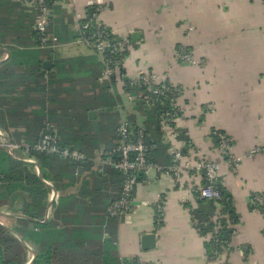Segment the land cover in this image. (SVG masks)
Returning <instances> with one entry per match:
<instances>
[{
    "label": "crops",
    "instance_id": "crops-1",
    "mask_svg": "<svg viewBox=\"0 0 264 264\" xmlns=\"http://www.w3.org/2000/svg\"><path fill=\"white\" fill-rule=\"evenodd\" d=\"M57 5L62 12L53 14L55 23L51 25V32L59 41L55 49L45 53L43 63L49 62L50 69L44 70L43 63L42 68L46 73L60 70L59 83L64 78L73 83L62 84L64 95L58 104H68L70 113L82 115L85 104L91 105V99L88 102L83 97L95 99L98 96L97 88L92 90V80L98 77V84H103L101 63L95 53L76 41L73 16L80 13L88 17L89 9L100 5L103 8L100 21L115 36L130 44L122 66L126 77L134 81L141 74H154L181 91L176 101L180 115L174 123L175 140L170 142L166 133L159 130L162 144L168 145V153L170 145H176L184 153L195 150L200 161L219 164L218 181L232 198L238 218L233 227L232 253H222L220 259L214 261L208 257L206 239L196 231L187 208H197L194 193L203 186L201 173L183 174L179 180L175 176L158 175L154 170L138 183L130 214L114 221L105 218L121 186L120 174L104 164L117 143L118 106L130 124L145 126L146 120L119 83L112 92H107L112 105L102 99L92 103L94 109L87 112L96 127L107 129L104 134L89 137L95 146L92 152H80L87 163H92L91 172L96 178L87 187L80 188L88 173L76 172L74 184L62 193L65 197L78 198V205L74 207L84 211L85 222L95 224L101 220L96 210L104 215V223L98 227L102 232L92 233L88 240L99 246L112 240L110 231L115 230L113 256L119 264H264V213L249 209L252 195L264 197V152L243 157L264 148V0H66ZM12 14L10 19L14 18ZM7 24L10 29L7 37H13L12 22ZM21 38L25 44L17 45L19 41L0 44V75L12 57L16 65L23 64V72L31 74L34 61L20 55L33 51V37L26 34ZM182 49L198 63L185 65L176 61V54ZM15 85L13 79L6 85L0 82L1 124H6L3 117L14 114V110L7 108L11 100L23 98L22 87ZM90 113H94L92 118ZM105 113L107 119L116 122L114 127L109 120L98 121ZM15 122L17 126L13 125L14 129L10 126L11 132L23 125ZM213 131L228 136L232 155L242 157L234 170L224 164ZM168 133L171 135L170 131ZM2 136L7 138L0 131V139L5 142ZM153 163L167 167L170 160L167 164ZM80 189L81 195L78 194ZM58 196L59 193L54 194L52 190L49 202L56 198L57 203ZM160 199L164 200V217L162 226L156 228L154 205ZM50 207L51 203L46 220ZM150 234L155 243L152 249H147L142 238ZM243 249L248 252L246 260Z\"/></svg>",
    "mask_w": 264,
    "mask_h": 264
},
{
    "label": "trees",
    "instance_id": "trees-1",
    "mask_svg": "<svg viewBox=\"0 0 264 264\" xmlns=\"http://www.w3.org/2000/svg\"><path fill=\"white\" fill-rule=\"evenodd\" d=\"M59 1L62 0H45L53 14L57 15L59 14L58 11L62 12L57 5ZM11 12H13L14 18L10 19ZM36 15L34 11H27L23 8L20 0H0V29H2L0 31V44L8 41H19L17 44L19 45L23 38L21 35L26 34L33 37L32 42L34 43L33 51L20 55L34 61L31 74L27 75L23 72V64L18 63L16 65L15 58L12 57L9 63L4 65V73L0 75V82L2 81L3 85H6L8 80L13 79L16 88L22 87L21 93L23 95L20 101L11 100L7 105L9 110H14V114L2 118L6 124L0 123V131L6 134L10 145H19L21 142L33 145L39 140L45 126L53 125L60 146L71 147L79 152L89 154L95 148L94 144L90 143L89 137L95 138L104 134L103 131H107V129L96 127L95 122L88 119L87 112L93 110V104L102 99H105L108 105H112L107 95L109 84H98V77L92 80L94 83L92 90L96 87L98 96L95 99L92 96L83 97L87 101L91 99V102L88 101L91 105L85 104L82 115L70 113L68 104L66 106L59 105L58 101L62 100L61 97L64 95L62 84L73 83L65 78L59 83L58 74L60 70L58 69L55 73L43 71L42 63L46 57L45 53L50 50H42L37 47L36 34L32 28ZM68 19L70 22L72 21V18ZM8 22H12L13 37H7L10 31ZM52 23L55 22L51 19L48 30L50 33H52ZM21 43L25 44L26 42ZM122 73L125 74L124 71ZM123 83V91L136 99L134 102L136 110L142 112L146 118L147 141L156 146L150 154V161L162 162L161 164L169 163L168 145L162 144L160 129L156 121L158 114L170 107L169 103L146 108L143 102L137 99L138 96L145 95L144 88L131 84L127 78H124ZM106 115L107 113L100 115L98 121L101 119L109 120ZM14 120L23 123V125L11 132L10 126L12 129H14L13 125L17 126ZM110 122L113 127L116 125L115 121ZM131 124L134 126V123ZM110 153L108 156H112ZM26 160L33 162L27 163ZM36 166L39 168L41 178ZM91 167L92 163H74L42 153L24 154L22 149L13 150L12 155H9L5 148L0 147V213L10 216L0 218V264H27L32 258L31 250L36 253L31 264H119L117 258L113 256L116 250L113 243L115 230L110 231L112 240L99 246L88 240V236L92 233L102 232L101 229H98L104 223L102 222V217H104L102 212L100 210L95 212L101 216L98 223L85 222L87 217L84 216V211L74 207V205H78V198H75L76 196L65 197L62 194L65 188L74 184L75 178L73 176L76 172L88 173L80 184V188L87 187L92 179L96 178V174L91 172ZM120 178L122 179L121 175ZM202 184L205 185L204 177H202ZM216 187L223 196V200L217 203L212 200H205L195 192L197 208L195 210L187 208L191 213L192 222L195 220L199 224L207 223L206 226L202 225L201 229L197 231L203 238L210 234L214 224V216L219 214L220 217L217 219L220 226L218 237L222 241H228L233 236V227L238 223V218L234 213L232 198L220 185L218 178ZM52 190L59 193L57 203L55 201L49 202ZM80 193L81 189L78 194L81 195ZM256 197L257 195H252L250 199L253 200ZM50 203V215L46 220V212ZM249 209L264 213V206L256 208L249 205ZM105 218L109 221L115 220L109 219L106 213ZM6 220L9 225L5 224L4 221ZM109 227L111 226L109 225ZM156 228L158 227L156 226ZM18 237L26 246L20 242ZM205 249L208 257L213 259V243L210 240L206 241ZM96 252L101 253L97 254ZM247 256L248 252L245 251V260Z\"/></svg>",
    "mask_w": 264,
    "mask_h": 264
},
{
    "label": "built area",
    "instance_id": "built-area-1",
    "mask_svg": "<svg viewBox=\"0 0 264 264\" xmlns=\"http://www.w3.org/2000/svg\"><path fill=\"white\" fill-rule=\"evenodd\" d=\"M62 1L64 3L66 0ZM20 3L27 11L32 10L37 14L33 25L37 47L42 50L55 49L58 45V38L48 31L51 19L53 18V12L48 3L44 0H20ZM102 9L100 5L95 6L92 9L93 12L88 17L84 14L75 13L73 16V31L76 41L99 57L102 67L100 81L108 83V90L112 92L113 88L119 83H122V88L124 86L123 80L127 77L122 73L124 71L122 66L130 50V44L126 39L115 36L100 21L99 16ZM176 61L185 65H196L198 63L183 49L179 50L176 54ZM127 80L129 79L127 78ZM129 81L135 86L144 88L145 95L138 96L137 99H140L146 108H151L155 105L163 106L166 102L169 103L170 107L162 110L158 114L156 121L160 131L166 133L170 142H174V123L180 115V111L176 105V101L180 96V89L150 73L141 74L136 80ZM128 98L132 103L136 101L134 97L129 96ZM118 113L120 121L117 128V143L111 150L112 156L104 161V164L118 172L122 177L118 197L109 204L106 211V216L109 219H121L132 212L135 189L141 178H146L152 170L156 171L158 175L175 176L179 180H181L183 174L200 172L201 176L204 177L205 185L196 190L199 197L205 200H212L216 203L224 199L216 187L220 169L219 164L200 161L198 157L199 153L195 150L189 149L184 153L176 145H170V165L167 167L155 165L150 161V154L155 150L156 146L147 141L145 126L139 123L134 124V126L130 124L121 106H118ZM169 131L171 135H169ZM212 135L217 140V148L224 164L229 169L234 170L241 162L242 157L238 158L232 155L231 139L218 131H213ZM0 147L5 148L9 152L22 149L24 154L35 152L60 157L74 163H87V159L80 152L71 147L59 145L51 125L45 126L39 140L33 145H27L24 142H21L19 145H10L0 139ZM262 152H264V148L260 147L243 157H251ZM51 201H56V198H52ZM250 205L256 208L264 206V197L257 196L253 200H250ZM163 209L164 200L160 199L154 205V222L157 227L163 224ZM219 217V214L214 216L211 232L204 237L206 241L210 240L213 243V259L216 262L220 259L222 253H232V237L228 241H222L218 237L220 226L217 219ZM192 223L196 231L200 230L202 225H207V223L199 224L195 220ZM242 251L244 253L246 250L243 249Z\"/></svg>",
    "mask_w": 264,
    "mask_h": 264
},
{
    "label": "water",
    "instance_id": "water-1",
    "mask_svg": "<svg viewBox=\"0 0 264 264\" xmlns=\"http://www.w3.org/2000/svg\"><path fill=\"white\" fill-rule=\"evenodd\" d=\"M93 12V10L92 9H89V13L91 14ZM43 68H44V70H49L50 69V63L49 62H44L43 63ZM89 116H90V118H92L93 116H94V113H90L89 114ZM5 142H6V144H9L8 143V140H7V138H5V137H1ZM37 167V166H36ZM37 171H38V175H39V177H40V172H39V168L37 167ZM41 178V177H40ZM53 193L55 194V190H53ZM3 216H8L7 214H4V213H0V217H3ZM13 217V216H12ZM15 217H20V216H15ZM19 238V240H20V242L23 244V245H25V243L20 239V237H18ZM142 240H143V242H144V245H145V243H147V246H145L147 249H152L153 247H154V243H155V240H154V237H153V235H145V236H143V238H142ZM26 246V245H25ZM30 250V249H29ZM30 253H31V255H32V258H31V260L27 263V264H31L32 263V261L35 259V257H36V253L34 252V251H30Z\"/></svg>",
    "mask_w": 264,
    "mask_h": 264
},
{
    "label": "rangeland",
    "instance_id": "rangeland-1",
    "mask_svg": "<svg viewBox=\"0 0 264 264\" xmlns=\"http://www.w3.org/2000/svg\"><path fill=\"white\" fill-rule=\"evenodd\" d=\"M5 224H6V225H9V222H6V221H5ZM244 260H245V259H244Z\"/></svg>",
    "mask_w": 264,
    "mask_h": 264
}]
</instances>
